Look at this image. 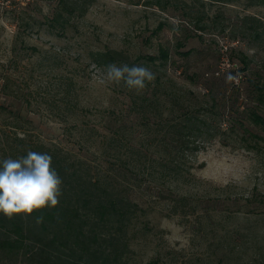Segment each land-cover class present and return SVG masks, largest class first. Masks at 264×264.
Returning a JSON list of instances; mask_svg holds the SVG:
<instances>
[{
	"label": "rangeland",
	"instance_id": "374dc122",
	"mask_svg": "<svg viewBox=\"0 0 264 264\" xmlns=\"http://www.w3.org/2000/svg\"><path fill=\"white\" fill-rule=\"evenodd\" d=\"M245 15L261 21L260 36ZM108 49L155 80L139 93L108 82L91 57ZM223 58L230 65L216 74ZM261 85L264 0H94L82 15L59 0H0V157L42 142L94 172L101 155H169L163 142L189 117L205 119L199 150H185L188 182L129 187L142 209L128 225V264H264ZM169 183L188 205L171 207ZM0 264L28 261L0 254Z\"/></svg>",
	"mask_w": 264,
	"mask_h": 264
},
{
	"label": "trees",
	"instance_id": "16d2710c",
	"mask_svg": "<svg viewBox=\"0 0 264 264\" xmlns=\"http://www.w3.org/2000/svg\"><path fill=\"white\" fill-rule=\"evenodd\" d=\"M93 1L59 0L69 15L74 12L82 15ZM243 21L246 24L254 22L250 28L255 35H261L257 28L261 22L258 18L245 15ZM91 57L103 66L116 61L133 65L123 52L115 49L95 51ZM161 58L166 61L168 52L162 53ZM260 90H264V85ZM193 118L189 117L190 121L180 127L181 134L171 137L170 142H163L169 155L154 158L149 155H101L98 169L94 172L91 161L62 158L61 155L65 154L56 147L42 142L20 143L14 150L15 158L26 155L29 150L47 152L52 156V166L63 182L62 194L55 208L34 210L31 215L14 214L11 219L0 213V254L14 255L22 262L27 260L28 264H128L131 253L128 225L142 209L141 199L132 198L129 187L156 180L163 184L173 181L185 183L192 178L189 155H185V150L192 143L191 148L198 151L200 138L208 131L205 119L193 121ZM255 119L261 117L256 115ZM115 142L114 139L109 140V150L115 148ZM130 146L126 150L128 148L132 153L144 150V147L135 149L137 147ZM5 158L9 156L3 155L0 160ZM118 175L126 178L123 184ZM130 180H134L136 185ZM170 184L165 193L169 200H173L171 207L175 209L179 202L188 205L189 198L175 195L169 188ZM149 193H156L155 198H159L164 191L156 187ZM38 219L41 222L38 223Z\"/></svg>",
	"mask_w": 264,
	"mask_h": 264
},
{
	"label": "clouds",
	"instance_id": "9594fccd",
	"mask_svg": "<svg viewBox=\"0 0 264 264\" xmlns=\"http://www.w3.org/2000/svg\"><path fill=\"white\" fill-rule=\"evenodd\" d=\"M108 82H121L137 93L155 80V73L141 65L127 63L105 66ZM52 156L47 152L29 150L18 158L0 160V213L11 219L14 214L31 215L34 210L55 208L62 194V179L55 170ZM38 223L41 222L39 219Z\"/></svg>",
	"mask_w": 264,
	"mask_h": 264
},
{
	"label": "built area",
	"instance_id": "2783aa9c",
	"mask_svg": "<svg viewBox=\"0 0 264 264\" xmlns=\"http://www.w3.org/2000/svg\"><path fill=\"white\" fill-rule=\"evenodd\" d=\"M229 65L230 63L228 59L223 58L218 66V69L215 71V73L220 74L221 72H224ZM231 65L234 66L235 64L232 63ZM231 78H232L231 79L232 86L236 88H240V82L243 80L242 71L236 70L234 75Z\"/></svg>",
	"mask_w": 264,
	"mask_h": 264
}]
</instances>
